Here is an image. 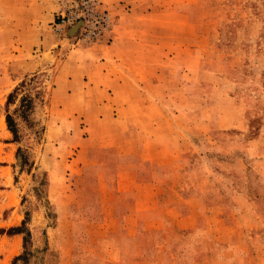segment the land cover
<instances>
[{
	"label": "rangeland",
	"instance_id": "obj_1",
	"mask_svg": "<svg viewBox=\"0 0 264 264\" xmlns=\"http://www.w3.org/2000/svg\"><path fill=\"white\" fill-rule=\"evenodd\" d=\"M101 1L76 44L59 0H0V264H264V0Z\"/></svg>",
	"mask_w": 264,
	"mask_h": 264
},
{
	"label": "built area",
	"instance_id": "obj_2",
	"mask_svg": "<svg viewBox=\"0 0 264 264\" xmlns=\"http://www.w3.org/2000/svg\"><path fill=\"white\" fill-rule=\"evenodd\" d=\"M59 8L52 30L58 38H73L76 44L93 43L113 25L112 13L101 0H59ZM83 22L80 32L71 36L69 29Z\"/></svg>",
	"mask_w": 264,
	"mask_h": 264
},
{
	"label": "crops",
	"instance_id": "obj_3",
	"mask_svg": "<svg viewBox=\"0 0 264 264\" xmlns=\"http://www.w3.org/2000/svg\"><path fill=\"white\" fill-rule=\"evenodd\" d=\"M48 2L52 3L53 6H52V9L51 10L54 11L55 10V2H54V4H53V0H48ZM50 15L51 16L49 17V19L53 17V13H51ZM50 21H51V19H50ZM45 35L47 37H50L51 36V33L49 34V33L46 32ZM53 38H54V40L52 41V43L56 44L55 43L56 38L54 36H53ZM50 41H51V39H50ZM48 47H49V45H48ZM43 48H44L43 51H45L46 48L45 47H43ZM49 51L55 54V50H50V48H49ZM48 62L47 61H42L41 64H42V66H44V65H47ZM112 65H113L112 62H108L106 64V69H111L113 67ZM104 75H105V78H108V75L106 73H104ZM123 77H125V76L115 77L116 82L117 83L120 82V84L121 83H124ZM102 91H103V89H102ZM106 91H108L107 88H106ZM93 98L94 97H92L91 99H93ZM138 111H139V114L140 115L144 114L142 112L143 111L142 108H140V109H134L132 112H134V114L137 115L138 114ZM128 129H130V130L132 129L134 131L135 128L134 127H132V128H129L128 127ZM134 154L136 155L137 153H133V157H135ZM127 159H129V156L127 157ZM137 161L138 160H136L134 158L133 159L131 158L130 161H129V163L134 164V165H137L136 166V169H135V172H134V174H133V176L131 178L134 181L132 183H130V184H127L126 183L125 185H119L118 188H117V193H115V194H113L112 192L109 191L110 197H112L113 195H115V198L113 199V208H114V206L116 207V203H118V200L116 198H118V197L120 198L122 196V199L120 200V202H121L125 198L128 199V197H129L130 194H133L134 196H136L135 199H134L135 204H136V211H134V213H132L130 211L129 212H124L125 206H128L127 203H126L127 200H124V203L125 204L124 205H121V208H122L121 209V212H119L117 214L115 213L114 214L115 216H113V218L115 219V223H121L122 220L125 219V218L128 219V220H130V218H133L135 220L134 221L135 222V229L132 230V232H133L132 234L133 235L136 234L138 232V230H140V229H137V228H140V226L142 227V225H144V224H141V222H140V220L144 219V214L141 213V211H139V210H141L142 208H144L143 206H145L144 209L150 208V206L147 204V202H149L150 199L152 197L156 196V194H157L155 191H148L145 188V185L147 183L145 181L149 180L147 178H148V174L150 172H148V170H146L144 168V166L142 165L141 162H138V164H137ZM137 187H139L138 189L142 188L141 191H140V194L139 193H134V188H137ZM139 205H141V208L139 207ZM140 214H141V216H140ZM143 229H145V227H143ZM117 243L118 242H116V244Z\"/></svg>",
	"mask_w": 264,
	"mask_h": 264
},
{
	"label": "trees",
	"instance_id": "obj_4",
	"mask_svg": "<svg viewBox=\"0 0 264 264\" xmlns=\"http://www.w3.org/2000/svg\"><path fill=\"white\" fill-rule=\"evenodd\" d=\"M20 85H23V83H20ZM17 88H19V87H15L14 90L9 94L8 99H11L15 95V93L17 91ZM26 96L23 98L24 100H25ZM27 98H30V97H27ZM27 100H30V99H27ZM6 123H7L8 129L10 130V132L15 137L16 134H17V132H16L15 127L13 126V120H12V118H11V116L9 114H6ZM26 219H27V213H26V217L22 220V222H21L20 225L11 226L6 231V233L9 234V235H12V234H24V237H23L24 238V245H25V243L27 241V235H29V231L26 228V221H27ZM25 255L26 254L24 252L23 254L14 256V258L11 261L10 264H16L17 260L18 259H24L25 258Z\"/></svg>",
	"mask_w": 264,
	"mask_h": 264
},
{
	"label": "water",
	"instance_id": "obj_5",
	"mask_svg": "<svg viewBox=\"0 0 264 264\" xmlns=\"http://www.w3.org/2000/svg\"><path fill=\"white\" fill-rule=\"evenodd\" d=\"M83 26V22H79L75 25H73L70 29H69V34L70 35H75L77 34L78 32H80V29L82 28Z\"/></svg>",
	"mask_w": 264,
	"mask_h": 264
}]
</instances>
